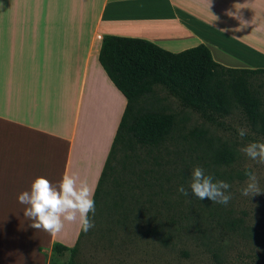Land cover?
Returning <instances> with one entry per match:
<instances>
[{
	"label": "crops",
	"instance_id": "1",
	"mask_svg": "<svg viewBox=\"0 0 264 264\" xmlns=\"http://www.w3.org/2000/svg\"><path fill=\"white\" fill-rule=\"evenodd\" d=\"M105 34L264 68V0H0V264H49L54 242L76 243L78 223L30 227L18 195L65 172L96 189L127 103L98 59Z\"/></svg>",
	"mask_w": 264,
	"mask_h": 264
},
{
	"label": "rangeland",
	"instance_id": "2",
	"mask_svg": "<svg viewBox=\"0 0 264 264\" xmlns=\"http://www.w3.org/2000/svg\"><path fill=\"white\" fill-rule=\"evenodd\" d=\"M147 100L153 109L173 114V129L158 145L116 153L79 263L264 264V193L241 195L247 167L264 190V164L241 151L264 136L239 110L207 118L159 86ZM238 127L248 130L244 138ZM222 148L234 152L229 164L215 161ZM195 167L230 185L227 205L178 191L184 186L191 192Z\"/></svg>",
	"mask_w": 264,
	"mask_h": 264
},
{
	"label": "trees",
	"instance_id": "3",
	"mask_svg": "<svg viewBox=\"0 0 264 264\" xmlns=\"http://www.w3.org/2000/svg\"><path fill=\"white\" fill-rule=\"evenodd\" d=\"M98 59L127 103L94 192L95 212L105 182L114 172L116 153L158 145L173 129V114L153 109L147 100L157 86L207 118L239 110L264 136V68L224 66L204 44L171 52L146 39L112 34L103 36ZM214 157L216 163L229 164L234 152L217 149ZM95 216L89 213L91 220ZM87 233L80 229L71 247L54 242L49 264H80L78 257ZM65 254L68 259L60 261Z\"/></svg>",
	"mask_w": 264,
	"mask_h": 264
},
{
	"label": "clouds",
	"instance_id": "4",
	"mask_svg": "<svg viewBox=\"0 0 264 264\" xmlns=\"http://www.w3.org/2000/svg\"><path fill=\"white\" fill-rule=\"evenodd\" d=\"M237 132L241 138L248 134L244 127H238ZM241 151L250 159L264 164V142H250ZM245 175L248 179L241 189V195L253 197L264 193L256 173L250 167L245 169ZM191 176V192L184 186L178 188L183 196L191 194L199 200L207 198L222 205H227L231 200L227 182H214L211 175H205L202 167H195ZM94 192L86 179L65 172L58 184H53L44 176L36 177L30 190L18 195V202L26 206L24 216L31 221L30 227L38 231L42 230L54 237L65 228L66 223H78L81 231L87 233L94 227L93 220L89 218V213L95 214Z\"/></svg>",
	"mask_w": 264,
	"mask_h": 264
}]
</instances>
